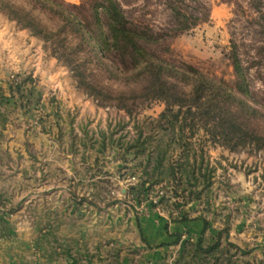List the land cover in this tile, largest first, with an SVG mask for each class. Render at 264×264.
I'll return each instance as SVG.
<instances>
[{
  "label": "rangeland",
  "instance_id": "rangeland-1",
  "mask_svg": "<svg viewBox=\"0 0 264 264\" xmlns=\"http://www.w3.org/2000/svg\"><path fill=\"white\" fill-rule=\"evenodd\" d=\"M5 1L31 12L58 36L36 37L0 9V78L11 95L5 97L8 104L18 100L24 118L18 136L0 135L7 143V167L18 178L13 182L23 188L0 197V240L21 238L23 245L13 252H25L29 244L31 257L41 259L36 264H52L37 239L49 249L60 248L64 236L77 237L89 257L102 249L103 264H264L263 155L251 149L231 152L200 131L191 139L196 153L190 163L196 164L199 183L209 179V186L196 188V199L180 197L173 181H149L145 170L155 146L149 138L167 135L153 125L165 105L139 98L101 102L92 96L91 87L116 99L138 96L141 87L135 74L96 45V35L107 32L104 17L96 18L101 0H53L60 17L33 0ZM117 1L137 26L168 33L176 25L170 0ZM203 1L209 19L168 40L171 52L162 55L230 87L237 81L238 57L249 92L240 96L263 115L264 127V0ZM76 20L95 31L83 50ZM75 66L88 86L80 83ZM145 139L150 147L140 155L137 147ZM137 219L156 225L205 220L203 248L214 246L219 233L222 241L206 254L198 251L199 241L184 237L151 258L144 238L130 233L129 222Z\"/></svg>",
  "mask_w": 264,
  "mask_h": 264
},
{
  "label": "trees",
  "instance_id": "trees-1",
  "mask_svg": "<svg viewBox=\"0 0 264 264\" xmlns=\"http://www.w3.org/2000/svg\"><path fill=\"white\" fill-rule=\"evenodd\" d=\"M33 1L49 14L61 16L53 0ZM186 1L190 5L185 4ZM184 6L187 10L183 9ZM169 8L175 15L176 25L168 33H159L132 23L117 0H101L96 9V18L98 20L99 15L104 17L107 32L95 34L98 38L96 45L103 52L109 53L123 71L135 74L141 87L138 96L133 97L121 95L116 99L111 95L105 96L103 91L93 87L94 93L91 94L101 102H125L139 98L147 102L161 101L165 105L164 112L153 121V125L167 132V135L149 138L155 142V146L151 147L154 149L148 155L145 175L153 183L173 181L181 189L180 197L192 200L196 199L197 195L193 192L196 188L209 186V179L204 184L199 183L196 164L190 163L196 153L191 142L195 134L203 131L215 145L231 152L251 149L252 152L261 153L264 158V127L260 124L263 115L240 96H248L249 92L238 57H234L237 76L234 87L224 81L210 79L190 65L177 64L163 57L162 53L171 52L167 46L168 40L206 22L210 12L203 0H170ZM0 9L9 19L17 22L22 29L30 30L36 37L51 41L58 36L49 32L31 12L22 7L0 0ZM76 24L74 28L82 36L83 44L80 48L83 50L84 41L90 42L95 31L87 26L83 28L78 20ZM74 70L80 83L88 86L80 66H75ZM16 89L19 92L22 86L18 85ZM148 144L145 139L141 147H137V153L146 155L150 147ZM179 150L181 152L175 155ZM204 224L205 233L208 222L204 220ZM175 238L173 245L181 240L180 236L176 235ZM221 241L222 233H219L214 246L204 249L200 240L197 249L208 254L218 249Z\"/></svg>",
  "mask_w": 264,
  "mask_h": 264
},
{
  "label": "crops",
  "instance_id": "crops-1",
  "mask_svg": "<svg viewBox=\"0 0 264 264\" xmlns=\"http://www.w3.org/2000/svg\"><path fill=\"white\" fill-rule=\"evenodd\" d=\"M11 96L9 91L6 88V85L3 84L2 79L0 78V135L5 136L9 133H15V136L20 131V126L22 125L24 118L22 115V108L19 101L12 99L10 104H8L5 97ZM17 104H16V103ZM19 125V127L17 126ZM11 128V129H9ZM13 141V140H12ZM15 147H19L20 144L13 141ZM7 150V143L5 141H0V197H8L13 192L20 194L23 191L21 185H17L13 180L16 178L12 171L9 170L6 164V155L5 151ZM8 168V169H7ZM18 179V178H16ZM46 190V189H45ZM20 191V192H19ZM10 204V203H9ZM1 205V203H0ZM133 222V221H132ZM129 222V227L131 229V234L135 236L138 234L140 239L143 237L142 241L145 245L149 247L152 251L151 258H156L159 254L162 255L163 251L168 248L175 247L173 245L176 241L175 236H180L181 240L178 244L182 242L184 237H188L192 241H200L203 237L208 234V230L204 233L205 224L201 220L194 221H171L165 222L163 224H158L154 222L142 223L139 219L133 224ZM60 242H63V247L60 248H51L41 243L37 239L36 243L42 247L45 251L44 260H47L52 264H89L90 260L93 264H103L105 260L99 258L102 254V249H99L95 254L90 257L85 253L84 243L79 242L77 237L73 236H64L59 238ZM23 245L22 239H2L0 240V264H36L37 260L41 263V259L31 257L29 253V244L26 246L25 252L22 250L20 254H15L13 249L15 246ZM86 245V244H85ZM23 247V246H22ZM61 251L66 252V254L61 255ZM159 254H157V253Z\"/></svg>",
  "mask_w": 264,
  "mask_h": 264
}]
</instances>
